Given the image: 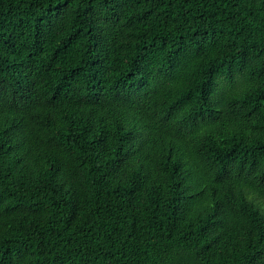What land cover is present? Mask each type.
Masks as SVG:
<instances>
[{"label": "trees", "instance_id": "trees-1", "mask_svg": "<svg viewBox=\"0 0 264 264\" xmlns=\"http://www.w3.org/2000/svg\"><path fill=\"white\" fill-rule=\"evenodd\" d=\"M0 264H264V0H0Z\"/></svg>", "mask_w": 264, "mask_h": 264}]
</instances>
